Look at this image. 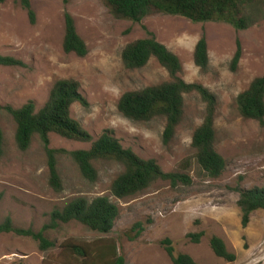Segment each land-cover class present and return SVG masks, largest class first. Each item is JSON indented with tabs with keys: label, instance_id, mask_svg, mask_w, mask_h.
<instances>
[{
	"label": "rangeland",
	"instance_id": "1",
	"mask_svg": "<svg viewBox=\"0 0 264 264\" xmlns=\"http://www.w3.org/2000/svg\"><path fill=\"white\" fill-rule=\"evenodd\" d=\"M29 2L35 13L33 24L20 0L0 3V55L13 56L25 64L0 66V105L17 108L31 100L38 109L56 80L74 79L88 107L74 103L71 116L94 139L109 130L124 147L142 158L156 160L165 172L188 175L191 183L172 187L166 180H157L133 196L118 199L111 195L110 183L123 169L119 163L95 161L97 179L89 182L69 155L60 154L57 167L62 190L57 192L48 183L46 154L38 137L27 150H19L14 140L15 122L1 111L0 221L9 216L14 225L37 231L49 222L52 210L77 196H109L119 214L107 234L91 231L76 221L45 231L55 243L47 251L40 250L30 237L1 233L0 264H62L65 259L58 248L62 242L99 238L113 240L126 264H172L160 243L164 238L171 240L174 254L187 253L199 264H264V211L253 212L242 226L237 205L240 190L264 187V126L242 117L236 105L237 95L255 77L264 75V20L238 31L224 23H194L161 13L140 22L117 19L109 12L106 0ZM65 11L73 17L76 31L87 46L83 57L63 51ZM144 27L179 58L181 79L203 85L216 97L215 148L226 163L218 178L205 176L194 158L192 133L206 113V104L197 93L184 95L183 118L168 144L161 139L163 118L133 121L117 109L124 92L169 80L155 58L139 69L123 66V48L145 37ZM203 35L209 58L206 70H201L193 58L195 44ZM237 41L241 56L233 69L231 59ZM49 138V146L55 149L72 151L90 146L55 133ZM137 222L143 226L139 236L138 229L133 228ZM200 231L203 236L198 243L187 237V233ZM213 235L223 239L235 260L225 261L212 252L209 239Z\"/></svg>",
	"mask_w": 264,
	"mask_h": 264
},
{
	"label": "trees",
	"instance_id": "2",
	"mask_svg": "<svg viewBox=\"0 0 264 264\" xmlns=\"http://www.w3.org/2000/svg\"><path fill=\"white\" fill-rule=\"evenodd\" d=\"M5 0H0V3ZM67 4L69 0H61ZM26 10L29 22H35V13L29 0H20ZM109 12L117 19L140 22L145 17L161 13L186 18L194 23L219 22L235 30H246L264 20V0H106ZM146 36L133 40L125 45L121 60L126 69L144 67L151 58H155L164 67L169 80L146 86L138 90L124 92L118 102V111L133 121H149L155 117L164 119L162 142L168 144L174 137L176 127L184 114V95L197 93L206 104V113L200 125L193 133L191 145L195 150V162L201 172L209 178H218L225 170V160L215 148L214 116L216 97L199 83L186 82L178 74L181 71L179 58L154 34L144 27ZM62 48L65 53H74L83 57L88 49L76 31L73 17L64 12V36ZM241 56V46L236 42V50L231 59L234 69ZM194 63L206 70L209 63L207 42L201 36L195 44ZM0 66H25L22 60L9 55H0ZM74 103L88 107V101L80 91L79 83L74 79L56 80L47 100L36 108L29 100L20 107L0 105V112L8 113L15 122L14 140L19 150L29 148L32 139L37 136L46 154L48 183L57 192L62 190V181L57 167V156L69 155L76 163L83 178L89 182L97 179L94 162L111 160L119 163L123 169L110 183L112 196L121 199L133 196L157 180H166L172 187L177 184L189 185L188 175L179 172H165L156 160L142 158L131 148L124 147L109 130L103 131L96 139L71 116ZM239 114L247 119L256 120L264 126V75L255 77L248 87L236 97ZM55 133L63 138L89 143L86 149L66 151L51 148L49 134ZM3 154V132L0 127V156ZM237 205L241 211V224L246 226L250 216L257 210L264 211V187H252L239 191ZM119 214V208L109 196L94 198L77 196L62 208L50 213L49 222L35 231L31 227L21 228L14 225L11 217L0 221V234L13 233L17 236L30 237L37 242L38 248L47 251L55 243L45 236V231L56 229L61 223L76 221L89 230L107 234L111 231ZM138 229L136 236L143 230L141 222L133 225ZM203 232L187 233V237L198 243ZM172 264H199L187 253L174 254L172 242L164 238L160 242ZM209 246L219 258L231 262L235 254L231 253L222 238L211 236ZM59 253L64 257L62 264H126L119 254L117 244L110 239L99 238L93 241L66 240L60 244ZM24 264V263H16Z\"/></svg>",
	"mask_w": 264,
	"mask_h": 264
}]
</instances>
